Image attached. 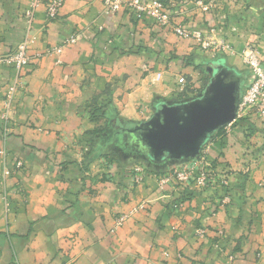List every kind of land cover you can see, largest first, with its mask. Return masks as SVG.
I'll return each instance as SVG.
<instances>
[{
	"label": "crops",
	"instance_id": "1",
	"mask_svg": "<svg viewBox=\"0 0 264 264\" xmlns=\"http://www.w3.org/2000/svg\"><path fill=\"white\" fill-rule=\"evenodd\" d=\"M41 1L8 133L1 113L16 72L0 66V264H264L261 121H235L205 144L218 175L208 189L192 187L186 201L180 186L159 185L167 169L145 170L137 185L130 163L99 162L87 145L100 125L91 110L104 106L124 121H148L157 105L180 100L176 80L197 78L199 61L218 57L245 69L242 54L251 46L264 66V0H162L174 8L167 28L126 9L109 14L105 0H63L58 18L48 21L52 0ZM198 1L213 3L211 11ZM32 2L0 0V56L24 39ZM174 26L213 34L233 53L201 51ZM72 36L76 44L61 55L46 54ZM197 79L202 92L207 83ZM17 161L23 170L3 179Z\"/></svg>",
	"mask_w": 264,
	"mask_h": 264
},
{
	"label": "built area",
	"instance_id": "2",
	"mask_svg": "<svg viewBox=\"0 0 264 264\" xmlns=\"http://www.w3.org/2000/svg\"><path fill=\"white\" fill-rule=\"evenodd\" d=\"M41 0H33L30 8L25 13L26 19V38L19 45L15 54L0 57V64L11 65L16 72V78L21 76L22 70L29 64L30 57L28 50L33 43L32 29L34 26V18L37 9L41 6ZM63 4V0H52L46 4V17L47 20H55L60 12V8ZM197 4L205 11H211L213 3L206 4L202 1H198ZM105 11L107 13H118L123 9H126L136 20L150 19L157 25L167 28L172 25L173 21V7L165 3L162 0H105ZM173 32L181 39L194 40L198 45V48L204 52H230L233 53V48L225 41L217 42L212 38L213 34H207L200 31H193L183 26H174ZM213 33V32H211ZM76 39L72 38L67 40L64 45L76 43ZM63 50V46L53 49L52 52L60 54ZM229 53V54H230ZM243 65L249 70V78L252 79L247 87L246 91L242 94L241 102L238 110V118L247 117L253 114L264 121V66L260 59V52L257 48L248 46L242 54ZM161 78L158 75L157 80ZM177 93L176 96L180 100H187L196 98L200 93L195 91L192 86L188 84V78L186 76H180L177 81ZM5 118V116H4ZM236 119V121L238 120ZM7 119V118H6ZM206 151L202 156L194 158L184 165L176 167L169 174H164L159 178V185L163 188L169 183L180 186L184 192L191 190L195 187L197 190L202 191L208 189L216 180L217 172L213 167V164ZM18 172L13 170L10 173ZM9 174V172H7ZM134 183L140 185L145 179V170L142 168H135L131 171ZM221 184L227 186L228 182L225 178L221 179ZM183 201L179 200L176 204L177 208L183 205ZM138 209V208H137ZM135 209L134 211H137ZM139 209L143 210L144 206H140ZM138 209V210H139ZM126 217H119L116 220L115 227L111 230V233H116L125 223ZM206 231L203 229L198 230L197 235L204 238Z\"/></svg>",
	"mask_w": 264,
	"mask_h": 264
},
{
	"label": "water",
	"instance_id": "3",
	"mask_svg": "<svg viewBox=\"0 0 264 264\" xmlns=\"http://www.w3.org/2000/svg\"><path fill=\"white\" fill-rule=\"evenodd\" d=\"M208 65L212 78L196 98L164 102L148 121L125 127L128 151L166 167L199 157L216 132L236 121L248 74L228 67L224 59Z\"/></svg>",
	"mask_w": 264,
	"mask_h": 264
},
{
	"label": "rangeland",
	"instance_id": "4",
	"mask_svg": "<svg viewBox=\"0 0 264 264\" xmlns=\"http://www.w3.org/2000/svg\"><path fill=\"white\" fill-rule=\"evenodd\" d=\"M42 4H43V2H42ZM34 20H35V18H34ZM52 21H54V20H52ZM25 22H26V19H25ZM33 31H34V26H33V29H32V37H33L34 40H33V43L31 44V46L34 44V41H35V35L33 34ZM26 35H27V33L25 32L24 39L18 44L17 49L13 53L7 54V55H2L0 57H6V56H10V55L15 54L17 52V50H18L19 45L25 40ZM72 38H75L76 39L75 36H72V37L64 40V42H62L58 47H54V48L48 50L46 52V54L47 55H53V54L61 55L62 52H63V50L66 47L76 44V43H74V44L64 45V43L67 40H70ZM31 46H30V48H31ZM62 46H63V50H62V52L60 54H57V53L52 52L53 49H56V48H59V47H62ZM30 48L28 50V55L30 57V62H31V59L32 58H31V55L29 54ZM229 53L230 52H228V54ZM221 54H225L226 55V52L221 51ZM215 59H218V57L215 58ZM30 62H29V64H30ZM206 64H208V62ZM0 66H11V65H8V64H0ZM244 68L245 69H242L241 68L238 71L241 72L242 74H244L245 71H246V67L244 66ZM248 72H249V70H248ZM194 75L197 78H203L205 80V82L206 81H209V77L207 76V74L204 72V70L202 68H199L198 71L196 70V72L194 73ZM185 76H187V78H188V84L191 85L192 79H191L190 75L189 76L188 75H185ZM22 78L23 77H21V76L18 77V78H16V76H14V78L10 81V83L7 85V88L5 89L4 109H3L2 113H1V121H2L3 129H4L5 133L10 132L9 121L11 120L10 117H11L12 112L14 111V104L16 102L17 92L23 90V88H24V84L22 82ZM251 80L252 79L249 78V73H248V76H247V79H246V82H245V85H244V88H243V93L246 91V89L249 86V83L251 82ZM173 82H174V79H173ZM4 116H5V118H4ZM249 117H254L258 121H261V119L258 118L257 116H255L253 114H250V115H248L247 117H244V118H238V116H237V118H238L237 122L238 121H241V120H244V119L245 120H248ZM97 121H100V125H99L98 129L99 130H103V131L104 130L107 131V119H105V118H99ZM97 121H95V122H97ZM261 122L264 125V121H261ZM98 129H96V130H98ZM93 134L96 135L95 136L96 139L94 141L89 142L90 145L89 144H87V145L88 146H91V151L93 152V154L95 155V157L98 159V161L99 162H103V163L108 162L109 164H113V165L114 164L118 165V163H124V162L126 163V162H128V163L131 164L128 170H134L137 167L142 168L144 170H148V169L157 170V169L163 168L164 170L167 169L168 170L167 174H169V173L172 172L170 170H174L176 167H178L180 165H184L186 162H189L190 160H192V159H189L187 161H183V162H179V163L178 162H170L169 163V166H166V167L159 166V165H155V164H150V162L148 160L144 159V158L135 157V154H132L124 146H122V144L120 143V141L115 142L114 144L105 147L107 141L109 142V139H107L106 134H97V133H93ZM208 150H209L208 146L205 147V148L203 147V149H202L199 157L202 156ZM2 154L4 156H6V153L4 151H3ZM208 156H209V153H208ZM116 162H118V163H116ZM10 170L11 169H9V168L4 169V171L2 173L3 179L18 174L17 172H16V174L15 173H10ZM13 170H18V172L21 171V170H23V162L17 161ZM7 172H9V174H7ZM4 197H5V200H6V196H4Z\"/></svg>",
	"mask_w": 264,
	"mask_h": 264
},
{
	"label": "trees",
	"instance_id": "5",
	"mask_svg": "<svg viewBox=\"0 0 264 264\" xmlns=\"http://www.w3.org/2000/svg\"><path fill=\"white\" fill-rule=\"evenodd\" d=\"M190 58V57H189ZM188 59V58H187ZM184 64L186 66L190 65V61H185ZM192 79L191 85L192 88L196 91H200L201 92V87H197L196 85L199 83L200 79H197L195 77L190 76ZM177 99H180L179 97H177ZM160 105V104H159ZM158 106V105H157ZM90 116L91 119L93 121H97L99 118H105L107 119V131L106 130H95L94 133L97 134H106L107 139H109L110 143L111 141L113 143L120 141V143L122 144V146H125L127 140L130 138V134L127 132H124L126 129L125 127L127 126H133L135 122H130V121H124L123 119L120 118L118 112H116L115 114H112L111 112H108L107 110H105V107H97L94 110L90 111ZM245 120V119H244ZM237 123V122H236ZM235 123V124H236ZM234 124V125H235ZM224 131V129L216 132L211 139H214L216 137V135L222 133ZM193 194V192H191L190 190L185 191L182 197L183 201L188 200V197H192L191 195Z\"/></svg>",
	"mask_w": 264,
	"mask_h": 264
},
{
	"label": "flooded vegetation",
	"instance_id": "6",
	"mask_svg": "<svg viewBox=\"0 0 264 264\" xmlns=\"http://www.w3.org/2000/svg\"><path fill=\"white\" fill-rule=\"evenodd\" d=\"M195 67H197V68H202V69L204 70V72L207 74V76L209 77V79L212 78V74H211V71H210V69H209V65H208V64L203 63L202 61H199L197 64H195ZM206 83H207V81H206ZM243 88H244V87H243ZM112 144H114L112 141H111V143H110V141H109V142L107 141L105 147H107V146H109V145H112ZM124 147H125V146H124ZM102 149H103V148H102Z\"/></svg>",
	"mask_w": 264,
	"mask_h": 264
}]
</instances>
